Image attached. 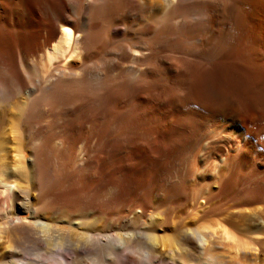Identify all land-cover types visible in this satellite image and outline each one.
<instances>
[{
  "label": "bare ground",
  "instance_id": "bare-ground-1",
  "mask_svg": "<svg viewBox=\"0 0 264 264\" xmlns=\"http://www.w3.org/2000/svg\"><path fill=\"white\" fill-rule=\"evenodd\" d=\"M14 100L0 264H264V0H0V118ZM53 164L86 202L26 221L19 179Z\"/></svg>",
  "mask_w": 264,
  "mask_h": 264
},
{
  "label": "rangeland",
  "instance_id": "rangeland-1",
  "mask_svg": "<svg viewBox=\"0 0 264 264\" xmlns=\"http://www.w3.org/2000/svg\"><path fill=\"white\" fill-rule=\"evenodd\" d=\"M16 102V103H15ZM19 103V101L17 100V101H15L14 100V102H12V104H11V106H10V112H8V114H10L9 116H8V114H7V117H6V114H5V118L4 117H2V118H0V137L2 138V139H6V141H8L7 143L8 144H13L14 143V141H16V139L15 138H17L16 136H20V131L22 130V126H21V123H20V118L18 117V116H16V114L18 113L17 111H18V109H17V106L18 105H16V104H18ZM13 105V106H12ZM11 107H13L12 109H11ZM6 112V113H7ZM17 112V113H16ZM11 119V120H10ZM11 129H10V128ZM12 128H13V130H15V131H12ZM1 140V139H0ZM14 140V141H13ZM3 141H5V140H3ZM13 141V142H12ZM57 165H58V168H57ZM60 166V167H59ZM68 166H71V165H68ZM68 166H66V168L68 167ZM74 166H76V165H72V169L69 167V169L66 171V169L64 170L63 169V166L62 165H60V164H53V165H48L47 167H49V168H51V169H49L48 168V171L50 172V173H48V171L46 170V171H44L42 174H41V176H42V179H41V181L38 183V182H36V186H35V182L32 180V179H30V178H26V177H22V178H20L19 179V181H20V183H21V186H23L24 188H25V190L26 191H24L22 194H21V199L22 198H24V199H22V201L20 202L22 205H23V207H22V209H21V213H20V215L19 216H21V218H23L24 220H26V221H28V219H30L31 217H32V210L30 209V208H32V206L34 207H41L39 204H43V202H45V201H47V199H49L50 198V196H52V195H54V194H56V193H60L61 194V192L62 193H68V192H71V193H73V196H72V198H71V200H73V201H77L76 203L77 204H75V205H80L81 207H83L84 206V203L86 202L85 200H86V195H89V194H87V192H88V190L86 189V187H84V186H80L81 188H82V191H80L79 189H80V187H79V189H78V186L77 187H75L76 189H69V188H71V187H69V181L72 179V177H73V175H69V174H71L72 172H73V170L76 168V167H74ZM12 168H13V166H11ZM11 167H10V169H11ZM60 169H62L63 170V174H62V172H61V170ZM11 170H15L14 168L13 169H11ZM26 170H29V166H28V164H26L25 165V171ZM58 170V171H57ZM60 170V171H59ZM54 171V172H53ZM57 171V172H56ZM47 172V173H46ZM53 172V173H52ZM61 172V173H60ZM46 173V174H45ZM58 173H60L59 175H58ZM65 173V174H64ZM56 175H58L57 177H56ZM62 175H63V177H65L66 178V176L68 177V179H64L63 177H62ZM51 176H52V178L54 179H52L51 178ZM54 177H56V178H54ZM70 177V178H69ZM62 179L61 181H62V183L64 184V186H62L63 184H61V182L60 181H58V182H60V183H58L57 182V180L58 179ZM48 179H51L52 181H47ZM56 179V180H55ZM64 179V180H63ZM43 180V181H42ZM65 180H67V182L65 181ZM101 179L99 178L98 179V181H97V183H95L96 185H94L92 188H91V191L94 189H96L98 186H100L101 184H102V181H100ZM54 181H56V182H54ZM64 181V182H63ZM44 182V183H43ZM52 182H54V184L52 183ZM41 183V184H40ZM45 183L46 184H48V185H45ZM56 183V184H55ZM57 183L60 185V187H59V185H57ZM38 184V185H37ZM53 184V185H52ZM68 184V186H66ZM34 185V186H33ZM50 185H52L51 187H50ZM39 186V187H38ZM47 186H49V188L47 187ZM45 187H47L46 189H47V191H46V189H45V191H44V188ZM54 187V188H53ZM66 187V188H65ZM56 188V189H55ZM83 189H84V193H83ZM41 190H43V191H41ZM50 190V191H49ZM74 190V191H73ZM39 191V192H38ZM57 191V192H56ZM79 191V192H78ZM87 191V192H86ZM91 191H89V192H91ZM25 192H27V193H25ZM54 192V194H51V193H53ZM56 192V193H55ZM75 192V193H74ZM76 192H77V194L79 193L80 195H76ZM38 193V194H37ZM42 193V194H41ZM84 194V195H83ZM48 195H50V196H48ZM47 196V197H46ZM78 196H80L79 198V200H78ZM46 197V198H45ZM84 199V201H83V203H82V200ZM43 200H45V201H43ZM43 201V202H42ZM80 201H81V203H80ZM176 203V205H180L179 204V202H175ZM181 203V202H180ZM28 206H29V208H28ZM27 209H29L28 211H27ZM121 210V211H120ZM123 209L121 208V207H115L114 209H112L110 212V214L107 216V217H111V218H115V216L116 217H118V215H120V214H123ZM48 216V215H47ZM46 216V217H47ZM184 214L182 215V218H184ZM1 219V218H0ZM181 219V218H180ZM179 219V220H180ZM2 220L4 221V219H1L0 221L2 222ZM121 221V222H120ZM123 220H118L117 222L116 221H113V220H104L103 221V224H105V223H108V224H105L106 225V230L107 231H109V232H112V233H119V232H122L123 230H125L127 227L126 226H124V224H123V222H122ZM185 221H187V219L185 220ZM1 222H0V224H1ZM117 224H119V225H117ZM116 225V226H115ZM108 227V228H107ZM127 231H129L128 230V228L126 229ZM6 236H9V238L8 239H11L12 240V236L10 237V235H8V234H6ZM2 240V239H1ZM1 240H0V242H1ZM11 240H10V242H11ZM9 242V243H10ZM11 244H13V242H11ZM22 246L24 247V248H26V252H28V254H30V256H32V258H30V256H28V254H26V252H24V250H22V251H19V253L18 252H16L15 253V255H14V257H16V256H18V257H16V258H20V259H22V262H26V260H33V262H38V260H34V256H36V254H38V252H40V258H46V255L44 254V252H45V250L48 248L47 246H43L42 247V249L41 250H39V251H34V249H35V247H37V241L34 239V240H31V238H25L24 239V243L22 244ZM161 249H165V248H161ZM18 253V254H17ZM80 254H82V252L80 253ZM80 254H78V264H90V260L88 259V260H86V255H87V252H86V254H84V256H80ZM48 258H52L51 256H49ZM80 258H84V260L82 261V260H80ZM5 259H6V257H5ZM2 260V258L0 257V261ZM7 260V259H6ZM6 260H2V261H6ZM52 260H54V258H52ZM121 262L123 261V260H120ZM250 260H244V261H242V263L243 264H263V261H262V259L261 258H256V259H252V261H250ZM57 262V261H56ZM40 264H52V262H42V260H40ZM133 264H138L137 262L136 263H133Z\"/></svg>",
  "mask_w": 264,
  "mask_h": 264
},
{
  "label": "snow or ice",
  "instance_id": "snow-or-ice-1",
  "mask_svg": "<svg viewBox=\"0 0 264 264\" xmlns=\"http://www.w3.org/2000/svg\"><path fill=\"white\" fill-rule=\"evenodd\" d=\"M65 31L68 32V31H70V29H67V28H66Z\"/></svg>",
  "mask_w": 264,
  "mask_h": 264
}]
</instances>
